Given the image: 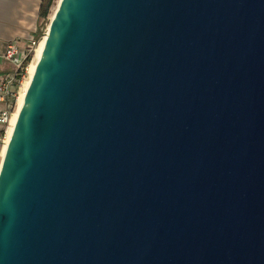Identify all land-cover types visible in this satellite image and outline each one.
I'll return each mask as SVG.
<instances>
[{
	"label": "water",
	"instance_id": "95a60500",
	"mask_svg": "<svg viewBox=\"0 0 264 264\" xmlns=\"http://www.w3.org/2000/svg\"><path fill=\"white\" fill-rule=\"evenodd\" d=\"M0 167V264H264V0H61Z\"/></svg>",
	"mask_w": 264,
	"mask_h": 264
},
{
	"label": "crops",
	"instance_id": "0c3cea01",
	"mask_svg": "<svg viewBox=\"0 0 264 264\" xmlns=\"http://www.w3.org/2000/svg\"><path fill=\"white\" fill-rule=\"evenodd\" d=\"M43 0H0V54L7 45L17 40L24 52L30 39L38 30L39 12ZM22 55V53H21ZM23 60V55L20 57ZM17 67L0 61V82L11 78ZM4 105H0V111ZM0 137L2 128L0 127ZM3 144L0 140V166L3 160Z\"/></svg>",
	"mask_w": 264,
	"mask_h": 264
},
{
	"label": "built area",
	"instance_id": "2783aa9c",
	"mask_svg": "<svg viewBox=\"0 0 264 264\" xmlns=\"http://www.w3.org/2000/svg\"><path fill=\"white\" fill-rule=\"evenodd\" d=\"M44 39L45 35L38 39L33 37L29 40L24 52L21 51L18 41L14 40L7 45L5 52L0 54V61L11 63L17 67L16 73L11 78L0 82V105H4V108L0 111V127L2 128L0 140L2 142L6 138L7 130L16 112L21 89L29 76V69L35 52ZM21 53L23 60L20 59ZM27 60H29L28 63Z\"/></svg>",
	"mask_w": 264,
	"mask_h": 264
},
{
	"label": "bare ground",
	"instance_id": "6f19581e",
	"mask_svg": "<svg viewBox=\"0 0 264 264\" xmlns=\"http://www.w3.org/2000/svg\"><path fill=\"white\" fill-rule=\"evenodd\" d=\"M60 1L61 0H59V2ZM59 2H58V4H59ZM54 14H55V12L53 13L52 17L50 18L51 21L53 20ZM49 26H50V24H49ZM45 40H46V36H45V39L42 40V42L40 43L39 47L37 48V50L35 52L34 59H33L32 63H31V65H30V69H29V77L26 79V81L24 82V84L22 86L21 93H20V96H19V99H18V102H17L16 112H15L13 118H12L11 124H10V126H9V128L7 130L6 138L4 140L3 157H4L5 152L7 150V145L9 143L10 139H11V136H12V133H13V129H14V126L16 124L19 112H20V110H21V108L23 106L25 95H26V91H27V89H28V87H29V85L31 83V80H32V77H33V75L35 73L37 64H38V62H39V60L41 58V55H42V52H43V48H44V44H45Z\"/></svg>",
	"mask_w": 264,
	"mask_h": 264
},
{
	"label": "trees",
	"instance_id": "16d2710c",
	"mask_svg": "<svg viewBox=\"0 0 264 264\" xmlns=\"http://www.w3.org/2000/svg\"><path fill=\"white\" fill-rule=\"evenodd\" d=\"M53 2H54V0H43L42 1L41 7H40V12H39V21L40 20L45 21L48 18V15L50 13V8L52 7ZM40 35H41V33L39 32V30H37V32L34 34V38L38 39V38H40ZM28 61L29 60H27V63H28Z\"/></svg>",
	"mask_w": 264,
	"mask_h": 264
},
{
	"label": "rangeland",
	"instance_id": "374dc122",
	"mask_svg": "<svg viewBox=\"0 0 264 264\" xmlns=\"http://www.w3.org/2000/svg\"><path fill=\"white\" fill-rule=\"evenodd\" d=\"M58 2H59V0H54V2H53V5H52V7L50 8V13H49V15H48V18L45 20V21H43V20H40L39 21V23H38V30H39V32L41 33V35H40V37H42V36H44V35H46V32H47V30H48V27H49V24H50V22H51V17H52V15H53V13L55 12V10H56V6H58ZM54 10V11H53ZM29 77V76H28ZM27 77V78H28Z\"/></svg>",
	"mask_w": 264,
	"mask_h": 264
}]
</instances>
